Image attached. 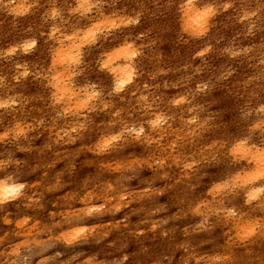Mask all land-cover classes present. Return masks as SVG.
I'll use <instances>...</instances> for the list:
<instances>
[{"label": "clouds", "instance_id": "obj_1", "mask_svg": "<svg viewBox=\"0 0 264 264\" xmlns=\"http://www.w3.org/2000/svg\"><path fill=\"white\" fill-rule=\"evenodd\" d=\"M0 264H264V0H0Z\"/></svg>", "mask_w": 264, "mask_h": 264}]
</instances>
